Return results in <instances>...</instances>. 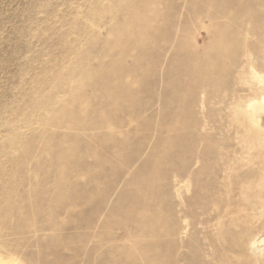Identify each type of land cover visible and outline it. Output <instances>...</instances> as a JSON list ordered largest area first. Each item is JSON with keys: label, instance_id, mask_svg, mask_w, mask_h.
Instances as JSON below:
<instances>
[{"label": "rangeland", "instance_id": "obj_1", "mask_svg": "<svg viewBox=\"0 0 264 264\" xmlns=\"http://www.w3.org/2000/svg\"><path fill=\"white\" fill-rule=\"evenodd\" d=\"M263 97L264 0H0V264H264Z\"/></svg>", "mask_w": 264, "mask_h": 264}, {"label": "bare ground", "instance_id": "obj_2", "mask_svg": "<svg viewBox=\"0 0 264 264\" xmlns=\"http://www.w3.org/2000/svg\"><path fill=\"white\" fill-rule=\"evenodd\" d=\"M252 109H253V114H257L258 110H264V97L259 104H257L256 106H252Z\"/></svg>", "mask_w": 264, "mask_h": 264}]
</instances>
